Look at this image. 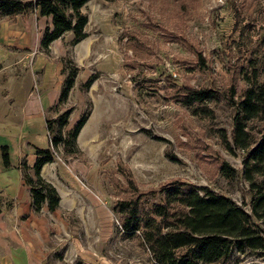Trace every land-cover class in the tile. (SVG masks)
I'll list each match as a JSON object with an SVG mask.
<instances>
[{
  "label": "rangeland",
  "instance_id": "rangeland-1",
  "mask_svg": "<svg viewBox=\"0 0 264 264\" xmlns=\"http://www.w3.org/2000/svg\"><path fill=\"white\" fill-rule=\"evenodd\" d=\"M81 12L96 39L83 67L89 74L83 84L91 79L94 89L75 106V114L78 121L87 115L86 132L95 135L90 147L80 150L69 137L75 125L69 131L65 126V142L50 150L111 212V244L101 249L104 264L118 259L119 264H155L137 236H124L114 211L117 202L140 198L148 208L162 203V187L181 181L207 187L248 210L242 151L225 150L222 135L231 142L235 105L243 100L248 79L264 83V0H89ZM67 70L76 76L79 71L72 60ZM82 86L81 95L90 92ZM184 86L218 95L188 105ZM56 129L52 122L50 136ZM223 162L233 171L224 174ZM70 163L92 166L94 178L75 174ZM84 220L69 217L80 227L78 238L90 247L86 239L97 243V235L86 232ZM62 254L55 252L52 264H81L66 262ZM229 264H264V250H233Z\"/></svg>",
  "mask_w": 264,
  "mask_h": 264
},
{
  "label": "crops",
  "instance_id": "crops-1",
  "mask_svg": "<svg viewBox=\"0 0 264 264\" xmlns=\"http://www.w3.org/2000/svg\"><path fill=\"white\" fill-rule=\"evenodd\" d=\"M88 24L84 28L87 36L79 43L72 44L73 33L66 32L45 49L41 42L45 32L53 29L51 17L41 16L38 10L0 17V264H52L55 252L63 253L60 257L66 262L104 264L106 260L101 249L111 244L108 241L113 231L106 203L98 201L74 181L62 163L53 160L42 166L40 176L56 189L60 201L53 210L43 203L36 212L31 185L25 179V175L35 177L37 150H50L47 122L72 108L66 125L71 130L79 119L75 106L84 104L93 93L94 84L90 94L79 91L89 76L83 67L96 41ZM68 60L79 71L66 100L60 102ZM103 95L99 93L100 98ZM88 124L76 139L80 150L90 147L89 140L95 135L86 132ZM2 148L8 153L7 166ZM70 165L75 174L94 178L92 166ZM73 216L85 218L86 232L96 231L97 243L86 239L91 249L78 238L79 225L69 223ZM65 236L64 241H56ZM120 262L118 259L116 264Z\"/></svg>",
  "mask_w": 264,
  "mask_h": 264
},
{
  "label": "trees",
  "instance_id": "trees-1",
  "mask_svg": "<svg viewBox=\"0 0 264 264\" xmlns=\"http://www.w3.org/2000/svg\"><path fill=\"white\" fill-rule=\"evenodd\" d=\"M88 1L0 0V15L12 17L38 10L41 16L51 17L53 29L45 32L41 42L46 49L66 32L73 33L72 44L86 38L84 28L88 19L81 9ZM75 77V72H68L60 102L66 100ZM252 80L248 79L243 100L235 105L231 142L225 132L222 135L225 150L230 153L242 151L241 174L251 194L248 210L207 187L181 181L170 182L159 190L162 203H152L145 208L138 198L121 200L114 205L124 236H137L155 264H229L233 250L240 253L264 250V83H258L255 76ZM91 83L89 79L82 88L88 89ZM182 90L183 100L188 105L218 95L212 90L185 86ZM70 113L71 110H67L57 120L47 122L49 133L52 122L57 127L53 136L49 134L54 148L65 142L61 129L67 125ZM86 121L87 115L77 121L69 134L72 141L77 139ZM248 123L259 126L250 128ZM254 129H257V136L253 134ZM2 156L4 164L9 165L6 148H2ZM53 160L51 150H37L35 177L25 175L31 185L32 205L36 212L43 203L53 210L60 201L56 189L40 176L42 166ZM220 170L224 174L233 171L226 162Z\"/></svg>",
  "mask_w": 264,
  "mask_h": 264
},
{
  "label": "built area",
  "instance_id": "built-area-1",
  "mask_svg": "<svg viewBox=\"0 0 264 264\" xmlns=\"http://www.w3.org/2000/svg\"><path fill=\"white\" fill-rule=\"evenodd\" d=\"M48 139H49V144H50V147H52V143H51V137L50 136H48ZM54 155L56 156V158L58 159V160H60V157L58 156V153L56 152V151H54ZM67 167V169H69V167L68 166H66Z\"/></svg>",
  "mask_w": 264,
  "mask_h": 264
}]
</instances>
